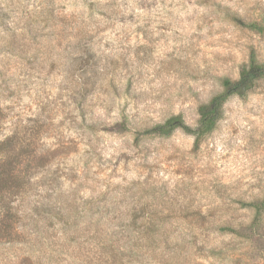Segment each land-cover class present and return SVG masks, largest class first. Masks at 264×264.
<instances>
[{
  "label": "rangeland",
  "instance_id": "rangeland-1",
  "mask_svg": "<svg viewBox=\"0 0 264 264\" xmlns=\"http://www.w3.org/2000/svg\"><path fill=\"white\" fill-rule=\"evenodd\" d=\"M252 52L264 0H0V261L264 264V82L136 140L196 129Z\"/></svg>",
  "mask_w": 264,
  "mask_h": 264
},
{
  "label": "trees",
  "instance_id": "trees-1",
  "mask_svg": "<svg viewBox=\"0 0 264 264\" xmlns=\"http://www.w3.org/2000/svg\"><path fill=\"white\" fill-rule=\"evenodd\" d=\"M250 27L253 29L259 28L257 25H250ZM261 82H264V62L259 61L256 54L252 52L248 63L241 68L239 78L222 79V92L215 95L208 103L202 104L199 107L200 120L196 129L189 127L184 122L182 117L176 116L168 119L164 124H160L144 132L137 133L136 140L139 141L142 136H168L177 129H182L187 133L193 134L197 137V139L201 138L210 133L216 127L218 121L222 117L224 106L229 98L233 96L243 98L253 91ZM5 143L6 142L0 143V151L7 148L4 147ZM0 169L2 170L0 171V196L3 198L12 188V185L10 186L6 183H15V180L18 178V176H16L15 173H12V171L5 170L3 168ZM248 206L255 208L257 216L262 215L264 211V202L259 204H249ZM11 212V223L5 224L3 221L0 222V249H4L6 247L7 250L9 249L8 247L14 248L15 243H13V241L18 235L16 221H14V219L17 220V213H14V208H11ZM31 241H29L27 244L29 245ZM26 255L27 260L33 259V257H31L28 252ZM13 259L8 258L7 256L0 262L1 264H7L9 262L12 264H22L26 262L24 259H21L19 255L14 256Z\"/></svg>",
  "mask_w": 264,
  "mask_h": 264
}]
</instances>
